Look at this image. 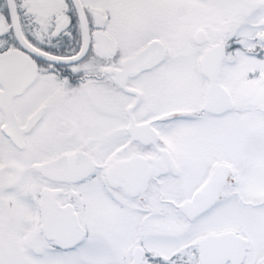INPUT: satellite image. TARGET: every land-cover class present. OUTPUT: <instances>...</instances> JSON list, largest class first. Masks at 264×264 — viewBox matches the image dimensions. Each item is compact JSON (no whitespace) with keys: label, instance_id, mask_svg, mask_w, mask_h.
I'll list each match as a JSON object with an SVG mask.
<instances>
[{"label":"snow or ice","instance_id":"1","mask_svg":"<svg viewBox=\"0 0 264 264\" xmlns=\"http://www.w3.org/2000/svg\"><path fill=\"white\" fill-rule=\"evenodd\" d=\"M0 264H264V0H0Z\"/></svg>","mask_w":264,"mask_h":264}]
</instances>
